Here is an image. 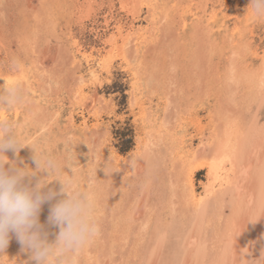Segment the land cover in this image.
Listing matches in <instances>:
<instances>
[{"label":"rangeland","instance_id":"374dc122","mask_svg":"<svg viewBox=\"0 0 264 264\" xmlns=\"http://www.w3.org/2000/svg\"><path fill=\"white\" fill-rule=\"evenodd\" d=\"M96 1L99 5L97 14L89 21L81 22L76 15L71 16L74 13L71 0H2L0 76L17 75L24 68L30 82L28 88H25V82H20L26 103L19 106L18 117L15 109L0 112V117L5 113L6 117L18 122V134L28 146L21 148L18 155L13 150H7L5 155L17 166H27L35 172L31 148L34 145L38 150L61 157L75 171L81 188L86 187L88 177L96 178L90 191L96 202L94 218L100 230L84 249L71 257L72 264H149L158 250L160 256L156 264H182L179 259L186 252L184 238L193 213L181 199L182 166L170 156L168 136L170 134L174 139L186 136L187 148L192 143L196 153L201 140L214 142L215 135L210 136L215 133L214 129L207 128L210 123L216 122L219 132L227 120L237 121L246 129L245 134L253 127L260 98L264 97V83L260 84L259 79L260 75L264 76V20L257 19L250 9L247 10L250 0H166L169 8L161 12V17L166 19L162 21L157 41L148 43L142 50L146 65L141 67L140 74L143 73L142 84L150 85L142 97L147 112L158 116L160 122L165 121V126H173L169 127L173 131L165 134V145L157 144L158 124L154 133L157 138H150L157 147L152 145L151 152L146 153L144 149L138 150V141L146 137L145 122L137 120L140 111L134 106L131 95L134 78L121 50L114 51L109 72L101 70L102 83L96 90H88L84 101L79 97L76 99L80 87L78 78L87 75L88 66L78 58L73 37L78 39L84 51H108L104 43L113 34L115 22L119 19L129 21L121 10L120 0ZM189 3H192L191 8ZM172 4L175 5L172 7ZM111 5H114L115 18L109 13ZM183 9L190 12L186 14ZM211 9L218 14L212 23L208 22ZM182 11L184 15H181ZM139 15L135 26L145 24L142 19H145L146 11ZM107 20H111L109 25ZM235 25L240 27V34L232 36ZM251 51L257 52L259 57ZM130 53L133 56V49ZM43 69L49 73L45 78L41 76ZM92 97L101 102L99 122L90 111ZM191 109L198 110L194 114L206 123L203 136L191 122L183 119L181 123L178 118L179 113ZM84 122L85 126L82 125ZM217 146L207 148L208 156L215 155ZM171 148L178 149L175 145ZM117 156L122 159L118 161ZM65 172L72 175L70 168H65ZM47 176L46 172H37L34 177H26L25 183L31 180L34 185L38 179ZM205 181L206 171L197 172L195 183L199 193L203 191ZM61 187L59 181H51L48 185L57 193ZM173 190L177 194V198L172 199L175 206L169 205L168 200ZM61 198L62 194L45 202L40 212V223L45 226L50 243L55 241L59 228L48 225V216L51 206ZM209 203L207 205L217 218L220 212L214 210L213 201V207ZM173 207L175 213L171 210ZM218 228L220 233L223 232V238L221 234L214 237ZM225 228L217 227L213 220L203 234V245L193 264H224L227 252L224 248ZM9 235L10 242L4 253L9 261L36 264L29 260L30 252L22 251L15 234ZM261 241L244 253L243 264L261 258L264 239Z\"/></svg>","mask_w":264,"mask_h":264},{"label":"bare ground","instance_id":"6f19581e","mask_svg":"<svg viewBox=\"0 0 264 264\" xmlns=\"http://www.w3.org/2000/svg\"><path fill=\"white\" fill-rule=\"evenodd\" d=\"M71 2L73 3L72 5H74L71 7L72 9H74V13L71 12L73 13L71 16L76 15L78 17V21H81V22L89 21L93 16H95V14H97L99 10V5L97 4L96 0H71ZM120 2H121V10L122 12L126 14V17H128L129 19V21L128 20L127 21L130 23L125 22L123 19H119L115 22L116 26H115V30L113 34L110 35L108 40L105 41L104 43V45L106 44L108 51H104V50L96 51L94 49L90 52L84 51L82 47L80 46V42L78 41V39L73 37L72 42L74 46L77 48L78 58L82 62H84V64L88 66V70L86 71L87 75L82 74L78 78L80 87L77 89L76 99L79 97V99L84 101L88 97L87 95L88 90L92 88L96 90V88L102 83V77L100 73L101 70H107L109 72L110 61H112L114 51L116 49L121 50V54H122V57L125 59L127 69L132 72V75L134 78V81L132 84L133 89H132L131 95L134 100V106H136L137 109L140 111L139 118L137 120H142L145 122L143 123H144V128L146 129L145 131L146 133L144 132L146 134V135L144 134L146 137L143 135L142 137H145V138H142L141 141H138V150L141 151L144 149L147 153L148 151L151 150L152 145H156L151 142V139H150L151 136L155 137L156 134H158L159 138L156 143L160 144V143H163V141H165V138H164L165 134H168L169 132L171 133L173 131V129L171 131L169 128L173 126H168L169 124L167 125L168 127L165 126L164 125L165 121L162 120L160 122L158 116L155 117L154 116L155 114L152 115L147 112L148 107L146 103L143 101L142 97L144 96L143 95L145 93L144 91L147 90L146 87H149L150 85L146 84L147 86H145L142 84L143 78L141 79V76L143 73L140 74V71L142 70L141 67L144 65L143 60L145 59V57H143L142 55L143 54L142 50L148 43L149 44L155 43L157 39L159 38L158 35L161 29V25L163 23L162 21L163 19L164 20L166 19V18L161 17L163 16L161 15V12L163 10H166L169 7L167 5L166 0H120ZM191 4L189 3L188 5L189 8H191L192 6ZM1 5H2V0H0V13H1ZM173 5L175 4H172V7ZM113 6L114 5H111L109 13L111 14L112 18H115L113 15V12H114ZM143 11H146V17L145 19L144 18L142 19V22H144L145 24L144 25L142 24L140 26H135V23L140 19L141 15L139 14ZM174 11L172 12V14L175 13ZM183 11H185L186 14L187 12H190V10L187 11L185 9H183ZM212 11L213 10L211 9V12ZM211 12L210 14L208 12V17H209L208 22L210 23L215 22L218 18L217 11H213L212 13ZM181 15H184V12ZM106 22H107L106 24L109 25L111 20H107ZM226 22H222V25L225 26ZM185 25L186 23H184V26ZM239 28L240 27L235 25L231 33L232 36H236L240 34ZM131 49H133L134 51L133 56L130 53ZM252 55H255V57L257 56L259 57V54L257 52H252ZM43 57L44 56H42V58ZM75 59H74V63H77V60ZM41 72H42L41 76L43 78H45L49 74L47 69L45 70L43 69ZM153 72L155 71L153 70ZM0 78H3L2 79L3 81L9 82V83H20V82L24 83L25 82V86H26L25 88H28L27 85L30 84L28 80V73L24 70V68L22 69L20 74H17V75L16 74L15 75L6 74L5 76H0ZM145 78L147 79V77ZM259 79L261 81L260 84H263L264 83L263 74L260 75ZM216 80L217 79H215V82ZM209 90L210 89H208L207 91ZM166 93L168 92L166 91ZM202 97H203V94H202ZM210 97H211V93H210ZM100 103L101 102L99 99H96V97H92L91 99L92 107L90 111L94 112L93 115L95 116V119L98 122L100 121L98 120L100 118V113H99ZM251 103H252V99H251ZM79 108L82 109V106H80ZM201 109H202V105L199 111H201ZM258 109L259 110L256 114L253 127L250 130H247V134L244 133L246 132V129L244 130L243 127H241L238 123H236L237 121L231 123V122H228L229 120H227L226 124L220 130V132L219 130L216 129V124H215L216 122L210 123V124L208 123L209 125H207L208 126L207 128L209 129L212 128L214 129L213 131L215 132L214 134L212 132H211L212 134H210L211 137L215 135L213 137L214 142L206 143L201 140V142H199L200 143L199 147L197 146L199 149L196 153H195V149L193 148L192 143L187 148L188 139L186 140V136L183 135L182 136L183 138L181 137L178 139H174L173 136L170 134L168 136L169 142L167 143H169L171 147L175 145L178 148L176 150H173V148L170 147V150L172 151V153H170L171 154L170 156H173L174 159L180 162L181 163L180 165L182 166V173H183L184 179L180 180V183H182L180 185H181V188L183 189L182 192L180 191L181 192L180 194L182 197L181 199L184 200L186 205L190 206V208L192 209L191 211L193 213L191 226L187 227V232H186L187 237L184 238V240H186L184 243L186 252L183 254L182 259H179V260H182V264H193V261L199 252V249L203 245L202 239L205 238L203 237V234H205L207 228L212 225L213 220L216 223L217 227L221 226L224 229V227L226 226L225 228V236H226L225 238L226 239L224 238L225 239L224 243L226 244V246L224 248H226L227 252L225 254L224 264H235L236 260L238 261V264H243L244 253H246V251L249 249L251 251L254 247H256V245L259 242H262L261 239H264L263 238L264 216H262L264 215V97L260 98V106H258ZM83 110L85 109L83 108ZM194 111H197L198 113V110L196 109L186 110V112L179 113L178 118L181 121V123L184 122L183 119L191 122L195 126V129L197 131H200L201 135L203 136L202 132L205 129L206 123L204 124L202 120L198 118L196 114H194ZM151 113H153V111ZM18 114H19V107L15 109V116L18 117ZM1 117H6V114L2 113ZM153 119H156V120L154 121ZM85 122L82 125L85 126L86 124ZM158 124H159V127H157ZM173 125L176 126L175 124ZM95 126L96 128L99 129L98 124L97 125L95 124ZM156 127L158 128L159 131H157V133L154 134L155 130H157ZM175 128L176 127H174V129ZM85 129L87 128L85 127ZM182 134H185V132L183 131ZM155 138H157V136ZM214 144L218 145L216 147L218 150L215 153V155L208 156L207 148L213 146ZM116 159L120 161L122 157L117 156ZM199 171H206V181L203 183V191L201 193L198 192L196 188V183H195V175ZM172 187L174 188V185H172ZM172 192L174 193L170 194V197L168 200H170L169 205L173 206L174 203L172 202V199L177 198V194H175L174 190ZM212 201L215 204L214 210L216 209V211L218 210L220 212L217 218H215L214 214H212V212L214 211H212V209L207 205V202L212 203ZM214 204L213 203L211 204L212 207ZM171 210L172 212L175 213L176 208L173 207ZM250 220L253 222H251ZM219 230L220 228H218V232L216 231V234H214V237H220V234H221V237L223 238L222 236L223 232L220 233ZM158 256H160L159 250L153 257L154 259L151 260V263L149 264H156L158 260L157 259Z\"/></svg>","mask_w":264,"mask_h":264},{"label":"clouds","instance_id":"9594fccd","mask_svg":"<svg viewBox=\"0 0 264 264\" xmlns=\"http://www.w3.org/2000/svg\"><path fill=\"white\" fill-rule=\"evenodd\" d=\"M248 9L254 17L264 20V0H250ZM0 81V112H10L26 103L20 83ZM18 128V122L0 117V264H15L4 255L10 233L15 234L22 251L30 252L29 260L36 264H72L71 257L84 249L100 230L94 218L96 202L90 191L96 178L88 177L86 187L81 188L75 171L61 157L38 150L34 145L31 148L35 172L10 162L5 155L7 150L18 155L21 148L28 146L18 134ZM65 168H70L72 175H68ZM41 171L48 174L47 178L38 179L34 185L31 180L25 183L26 177H34ZM51 181H59L62 185L60 193L48 188ZM61 194L63 198L51 206L48 216V225L59 228L55 241L50 243L49 234L40 223V212L45 202ZM246 262L264 264V254L258 260ZM23 264H29V261ZM235 264H238L237 260Z\"/></svg>","mask_w":264,"mask_h":264}]
</instances>
